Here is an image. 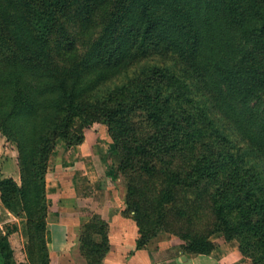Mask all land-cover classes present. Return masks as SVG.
<instances>
[{
    "label": "trees",
    "instance_id": "trees-1",
    "mask_svg": "<svg viewBox=\"0 0 264 264\" xmlns=\"http://www.w3.org/2000/svg\"><path fill=\"white\" fill-rule=\"evenodd\" d=\"M136 116L146 130L130 122ZM96 120L127 155L123 168L138 156L147 175L165 176L166 201L170 187L219 181L212 232L264 264V0H0V133L21 173L20 183L0 178V199L26 217L39 264H50L51 153L75 123ZM74 136L70 144L85 140ZM127 211L139 228L137 208ZM108 233L99 214L82 224L88 264L102 263ZM139 233L138 248L153 236ZM8 234L0 264H17ZM182 236L187 252L215 249L211 235Z\"/></svg>",
    "mask_w": 264,
    "mask_h": 264
},
{
    "label": "rangeland",
    "instance_id": "rangeland-1",
    "mask_svg": "<svg viewBox=\"0 0 264 264\" xmlns=\"http://www.w3.org/2000/svg\"><path fill=\"white\" fill-rule=\"evenodd\" d=\"M70 29L71 36H75ZM142 119L141 116H136V121L130 122L138 129L146 130V121ZM82 131L85 133V140L81 144H70L74 135ZM71 133V136L57 140L48 167L50 183L57 179L60 181L62 198L68 199L70 191L75 193V198L79 200L83 210H89L93 204L104 205L106 201L121 203L127 210L136 207L141 233L144 236L153 235L149 240L153 243L159 238L170 237L178 241L184 250L187 240L182 234L225 238L222 232H212L215 220L212 193L219 181L214 182L213 177L209 176L200 181L198 187H170L173 197L166 201L162 198L163 194L160 197L162 189L168 188L165 176L162 173L147 175L138 167V156L130 160V166L123 168L122 160L127 158V155L121 148L113 147L111 135L103 121L96 120L91 127L75 123ZM124 137L122 135V138ZM12 145L17 150L13 143ZM145 159L151 161L150 158ZM190 159L191 156L180 157L184 165ZM130 183L134 185V193L131 194L133 206L126 204ZM52 197L50 189L49 198ZM127 210V215L135 217L133 212ZM94 214H88L87 220H91ZM231 240L237 242L235 238Z\"/></svg>",
    "mask_w": 264,
    "mask_h": 264
},
{
    "label": "crops",
    "instance_id": "crops-1",
    "mask_svg": "<svg viewBox=\"0 0 264 264\" xmlns=\"http://www.w3.org/2000/svg\"><path fill=\"white\" fill-rule=\"evenodd\" d=\"M3 177H12L18 183L21 182L17 150L0 133V178ZM50 189L52 199L49 198ZM60 190L59 179L50 183L48 168L49 212L46 235L50 264H88L81 250V226L88 214L94 213L109 224L110 249L101 264H252L240 251L238 242L219 237L211 238L216 246L209 254L187 252L179 246L178 241L170 237L159 238L156 243L149 241L138 248L136 240L140 233L137 223L132 215L123 214L121 203L106 201L104 205L93 204L89 210H83L75 193L70 191V197L64 199ZM25 221V216L5 208L0 199V233L5 235L9 232L8 238L16 263L39 264L36 253L28 247L29 234L25 229Z\"/></svg>",
    "mask_w": 264,
    "mask_h": 264
}]
</instances>
